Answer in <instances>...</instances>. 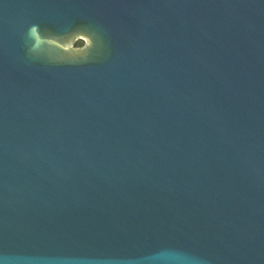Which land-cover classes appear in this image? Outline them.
Wrapping results in <instances>:
<instances>
[{
    "label": "water",
    "instance_id": "95a60500",
    "mask_svg": "<svg viewBox=\"0 0 264 264\" xmlns=\"http://www.w3.org/2000/svg\"><path fill=\"white\" fill-rule=\"evenodd\" d=\"M0 264H264V0H0Z\"/></svg>",
    "mask_w": 264,
    "mask_h": 264
},
{
    "label": "rangeland",
    "instance_id": "374dc122",
    "mask_svg": "<svg viewBox=\"0 0 264 264\" xmlns=\"http://www.w3.org/2000/svg\"><path fill=\"white\" fill-rule=\"evenodd\" d=\"M82 42L84 44V46L87 44V41L82 39V38H78L75 42H74V48H78L77 45Z\"/></svg>",
    "mask_w": 264,
    "mask_h": 264
},
{
    "label": "trees",
    "instance_id": "16d2710c",
    "mask_svg": "<svg viewBox=\"0 0 264 264\" xmlns=\"http://www.w3.org/2000/svg\"><path fill=\"white\" fill-rule=\"evenodd\" d=\"M83 46H84V44H83L82 42H80V43L77 45L78 48H81V47H83Z\"/></svg>",
    "mask_w": 264,
    "mask_h": 264
}]
</instances>
